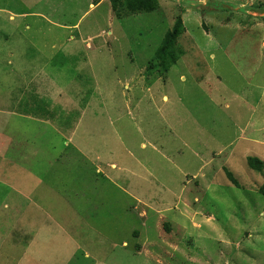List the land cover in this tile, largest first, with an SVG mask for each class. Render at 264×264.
I'll return each instance as SVG.
<instances>
[{
	"label": "rangeland",
	"instance_id": "1",
	"mask_svg": "<svg viewBox=\"0 0 264 264\" xmlns=\"http://www.w3.org/2000/svg\"><path fill=\"white\" fill-rule=\"evenodd\" d=\"M261 150L264 0H0V264H264Z\"/></svg>",
	"mask_w": 264,
	"mask_h": 264
},
{
	"label": "trees",
	"instance_id": "2",
	"mask_svg": "<svg viewBox=\"0 0 264 264\" xmlns=\"http://www.w3.org/2000/svg\"><path fill=\"white\" fill-rule=\"evenodd\" d=\"M94 5L99 4L102 0H92ZM113 12L118 18L127 13H143L153 12L159 8L160 0H109ZM185 31V26L181 17L175 22L172 29H170L164 36L163 41L157 48L153 61L149 64V70H162L167 72L181 57L182 52L177 50V41L182 33ZM248 165L251 168L262 171L264 162L257 157H247ZM228 177L234 184L237 180L232 173L226 171ZM260 192L264 194V185L261 187Z\"/></svg>",
	"mask_w": 264,
	"mask_h": 264
},
{
	"label": "crops",
	"instance_id": "3",
	"mask_svg": "<svg viewBox=\"0 0 264 264\" xmlns=\"http://www.w3.org/2000/svg\"><path fill=\"white\" fill-rule=\"evenodd\" d=\"M250 122H253V121H250ZM261 153L263 154L264 150H261L258 152V155L264 157L263 155H261ZM247 157H249V156H247ZM56 159L58 161L59 157H57ZM99 170L100 169H98V171ZM31 201H32V199H29V202H31ZM44 205L45 204H43V202H41L40 204H35L33 206L36 209V214L34 216L29 217L27 220L22 221L21 234H41V232L44 229L43 227L45 226L46 223H54L57 226V228L62 229L61 224L57 221V219L55 217L50 222L47 220V218L44 214L45 213L44 209H43ZM9 229H10V234H12V232H15L13 230V228L11 227V225L9 226ZM8 239H9V236H8ZM41 253H42L41 250H39L38 256L41 257V259L39 261H44V259H42V257H44L45 254H44V252H43V254H41ZM87 256L90 257L89 254H87Z\"/></svg>",
	"mask_w": 264,
	"mask_h": 264
}]
</instances>
